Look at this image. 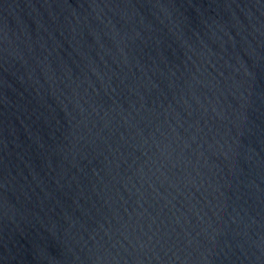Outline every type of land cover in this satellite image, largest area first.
Here are the masks:
<instances>
[{"label": "water", "instance_id": "obj_1", "mask_svg": "<svg viewBox=\"0 0 264 264\" xmlns=\"http://www.w3.org/2000/svg\"><path fill=\"white\" fill-rule=\"evenodd\" d=\"M0 264H264V0H0Z\"/></svg>", "mask_w": 264, "mask_h": 264}]
</instances>
